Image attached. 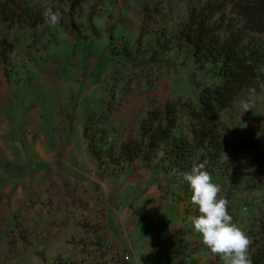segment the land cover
<instances>
[{
	"label": "rangeland",
	"instance_id": "374dc122",
	"mask_svg": "<svg viewBox=\"0 0 264 264\" xmlns=\"http://www.w3.org/2000/svg\"><path fill=\"white\" fill-rule=\"evenodd\" d=\"M216 1L218 0H0V33L29 29L37 33L41 30V35L44 32L51 34L52 44L45 46L51 51L50 57L53 51L57 54L56 68L52 66L56 73L39 70L44 73L45 83L38 82L40 78L35 73L26 81L29 83L37 80L33 84L39 83L41 91L36 95L40 99L42 118L52 126L63 120L71 126L67 130L63 129L72 138L76 137L85 115L96 112L100 107V102L95 99L98 92L103 91L98 88L93 90L91 100V97L83 98V88H91L103 77L104 98L117 108L112 115L118 112L116 127H119L114 136L111 135L114 128H106V140L108 143L115 142L114 151H117L128 137L137 136L139 122L148 110L158 104L172 102L179 95L185 100L189 97L191 88L206 83L207 66L204 70H199L189 52L185 48H178V33L187 24L190 14L196 15L209 2ZM72 2L73 10L70 12ZM47 7L61 13L55 26L43 23L31 28L20 24L18 14L35 16ZM7 13L12 16H9L12 18L11 22L6 18ZM71 17L78 27L76 31L71 25ZM88 20H91L90 25ZM67 30L74 38L68 37L65 33ZM20 36L34 39L26 33ZM13 37L19 38L18 33ZM257 38L264 42V37ZM20 40L16 47L19 52L26 48L21 38ZM7 41L5 37H0V47L7 44ZM30 43L26 53L28 58L34 57L38 51L33 45L35 43ZM2 54L3 51L0 50L1 59ZM88 57L97 59L93 70L87 71L85 66L76 65L75 61H83ZM76 71L81 73L80 81L74 78ZM53 78H61L70 83L78 82L79 85L75 88L67 85L56 87L50 82ZM245 103L248 109L244 111ZM221 120L227 126V150L210 176L212 182L221 188L219 195L229 201L228 211L233 223L247 234L250 246L253 240L264 238L263 97L247 95L235 101L231 109L221 115ZM60 127L56 126L52 137L55 132H59ZM118 174L125 179L136 178L137 182L147 181L143 186L138 185V190H147L152 182V173L138 161L125 163ZM126 189V200L127 195L132 194L136 198L137 187L133 183L127 184ZM171 209L168 210L170 214ZM188 211L195 216L199 214L194 209ZM182 221L184 220L172 219L170 223ZM146 224L147 226H138L141 230L136 233L139 237L135 242L136 257L141 261L140 264H179L174 257L155 254L157 240L152 236L157 234L160 239H165L168 236L165 224L153 226L154 222L148 217ZM147 241L153 242L154 246L143 250V243ZM179 245H184L181 240L176 243V246Z\"/></svg>",
	"mask_w": 264,
	"mask_h": 264
},
{
	"label": "crops",
	"instance_id": "0c3cea01",
	"mask_svg": "<svg viewBox=\"0 0 264 264\" xmlns=\"http://www.w3.org/2000/svg\"><path fill=\"white\" fill-rule=\"evenodd\" d=\"M39 32L0 33L8 40L0 47V264H140L136 233L141 230L138 226H147V217L153 226L165 224L167 229L165 239L152 236L157 240V256L174 257L179 264H223L193 229L195 215L186 211L185 203L161 193L154 184L138 190L147 181L125 179L92 154L83 128L87 116L98 113L105 100L103 77L83 88V98L92 100L97 88L103 93L95 99L99 109L85 115L75 138L68 135L71 126L63 120L52 126L42 118L36 95L41 91L39 83L26 80L35 73L38 82L45 83L39 70L56 73L52 66L56 68L57 54L52 50L50 57L46 49L52 44L51 34ZM15 33L19 38L13 37ZM22 33L34 39L23 38ZM20 38L26 46L21 52L16 48ZM31 41L38 51L28 58ZM75 62L87 71L97 65V59L90 57ZM74 75L80 81L81 73ZM50 82L56 87L79 85L61 78ZM117 114L105 125L114 128L113 136L119 128ZM56 126L61 127L52 137ZM132 183L137 196L127 195L126 200L127 184ZM172 219L184 221L170 223ZM179 240L184 245L176 246ZM143 244V250L154 246L151 241Z\"/></svg>",
	"mask_w": 264,
	"mask_h": 264
},
{
	"label": "trees",
	"instance_id": "16d2710c",
	"mask_svg": "<svg viewBox=\"0 0 264 264\" xmlns=\"http://www.w3.org/2000/svg\"><path fill=\"white\" fill-rule=\"evenodd\" d=\"M17 16L21 25L31 28L45 23L41 14ZM70 22L78 30L73 17ZM65 33L74 38L68 30ZM257 37H264V0H218L190 14L178 33L177 46L189 52L199 70L207 66L206 83L191 88L185 100L179 95L148 110L137 136L128 137L117 151L107 142L105 127L117 108L104 100L98 113L87 116L83 128L92 154L115 174L125 163L138 161L152 173L150 185L185 203L186 211H197L182 174L197 164L212 174L227 150V126L221 115L247 95L264 100V42ZM248 257L251 264H264V238L253 240Z\"/></svg>",
	"mask_w": 264,
	"mask_h": 264
},
{
	"label": "clouds",
	"instance_id": "9594fccd",
	"mask_svg": "<svg viewBox=\"0 0 264 264\" xmlns=\"http://www.w3.org/2000/svg\"><path fill=\"white\" fill-rule=\"evenodd\" d=\"M44 22L55 26L60 11L47 7L41 13ZM244 111L248 109L243 105ZM192 191L191 203L196 206L198 215L192 217L193 229L201 235L202 242L211 253L219 255L223 264H251L248 257L250 240L229 214V201L220 196L221 188L212 182L211 176L204 170L203 164H197L190 172L182 174Z\"/></svg>",
	"mask_w": 264,
	"mask_h": 264
}]
</instances>
